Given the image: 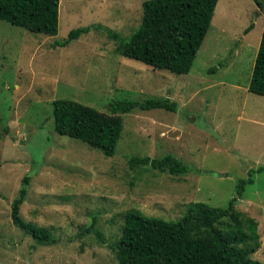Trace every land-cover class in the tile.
<instances>
[{"label":"rangeland","instance_id":"1","mask_svg":"<svg viewBox=\"0 0 264 264\" xmlns=\"http://www.w3.org/2000/svg\"><path fill=\"white\" fill-rule=\"evenodd\" d=\"M144 1L61 0L56 35L0 20V264H118L112 245L127 211L178 219L194 202L225 208L251 171L254 182L235 205L258 221L261 246L250 256L264 262V171H255L264 166V95L248 89L264 0H219L185 74L117 52L112 34L139 26ZM90 25L98 27L55 45ZM150 97H169L176 110L123 114L112 156L55 129V99L107 111L114 101ZM167 154L189 172L130 163ZM26 175L21 216L55 242L40 243L13 222L11 203Z\"/></svg>","mask_w":264,"mask_h":264},{"label":"trees","instance_id":"2","mask_svg":"<svg viewBox=\"0 0 264 264\" xmlns=\"http://www.w3.org/2000/svg\"><path fill=\"white\" fill-rule=\"evenodd\" d=\"M60 1L0 0V20L33 32L56 35ZM218 1L145 0L139 26L126 37L112 34L118 39L116 50L155 69L189 73L212 25ZM256 2L262 5V0ZM97 27L90 25L72 29L65 40L56 41L55 45L67 46ZM248 89L264 95V29ZM136 108L175 111L176 105L169 97L124 99L112 102L104 111L74 99L58 98L54 100L55 129L112 156L122 137L123 114ZM130 163L131 166L149 165L175 175L189 172V166L172 154L153 158L132 156ZM255 171H264V166ZM252 176L251 171L248 178L239 181L237 194L225 208L194 202L178 219L127 211L122 235L112 245L118 264H264L250 256L261 246L259 223L235 205L244 196L246 185L254 182ZM30 180L31 176H24L19 194L11 203L13 222L40 243L55 242L48 229L35 227L21 216Z\"/></svg>","mask_w":264,"mask_h":264},{"label":"crops","instance_id":"3","mask_svg":"<svg viewBox=\"0 0 264 264\" xmlns=\"http://www.w3.org/2000/svg\"><path fill=\"white\" fill-rule=\"evenodd\" d=\"M255 24H256V23H255ZM254 28H255V27H254ZM254 28H253V29H254ZM261 37H262V35H261ZM260 41H261V40H260ZM259 45H260V43H259ZM259 45L257 44V46H258V49H259Z\"/></svg>","mask_w":264,"mask_h":264}]
</instances>
